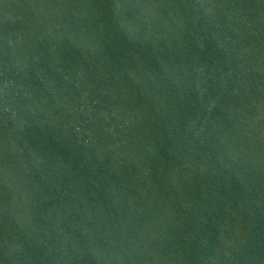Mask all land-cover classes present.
<instances>
[{
	"label": "water",
	"instance_id": "water-1",
	"mask_svg": "<svg viewBox=\"0 0 264 264\" xmlns=\"http://www.w3.org/2000/svg\"><path fill=\"white\" fill-rule=\"evenodd\" d=\"M0 264H264V0H0Z\"/></svg>",
	"mask_w": 264,
	"mask_h": 264
}]
</instances>
